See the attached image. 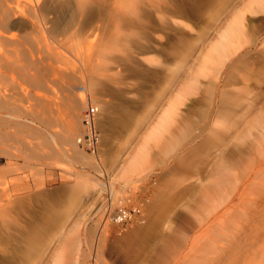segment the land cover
Returning <instances> with one entry per match:
<instances>
[{
  "label": "rangeland",
  "instance_id": "obj_1",
  "mask_svg": "<svg viewBox=\"0 0 264 264\" xmlns=\"http://www.w3.org/2000/svg\"><path fill=\"white\" fill-rule=\"evenodd\" d=\"M27 1L15 0L23 10ZM84 1L71 30L47 39L57 53L34 56L45 48L32 39L17 52L4 48L12 61L1 68L0 87L28 118L0 114V223L46 227L29 258L25 243L17 245L16 264H54L57 256L59 264H264V62L256 57L264 10L244 13V39L254 37L257 48L244 44L218 72L200 76L201 56L247 0H127V10L111 14L110 0H99L98 11ZM41 2L54 17L58 3ZM102 33L112 39L105 49L96 48ZM91 80L99 86L90 102L113 106L98 120V154L65 153L71 146L60 135L71 104L80 95L89 101ZM171 104L165 139L149 147L143 171L110 181ZM109 202H142V217L110 223Z\"/></svg>",
  "mask_w": 264,
  "mask_h": 264
},
{
  "label": "bare ground",
  "instance_id": "obj_2",
  "mask_svg": "<svg viewBox=\"0 0 264 264\" xmlns=\"http://www.w3.org/2000/svg\"><path fill=\"white\" fill-rule=\"evenodd\" d=\"M16 1L19 2V0H16ZM88 1L90 4V7H91L90 9L92 11H98L100 5L105 6L103 4H100L99 0H88ZM137 1L141 2L143 0H134L133 5H135V3ZM27 2L29 5H27L28 7L26 10H25V8L23 10V8H20L19 4L16 3L15 0H0V76L2 75V72H1L2 67H3V69L10 67L11 62L9 61V59H11L12 57H7V55H6L7 49L10 48L9 50H12L11 48L16 47L18 44H20L22 42L27 43V42L31 41V39H32V42L35 41L36 44L42 43L41 45H43V48H45V49H41V48H39V46H38L39 49H37V46H36L35 47L36 51H35L34 49L31 50L28 47L29 51L30 50L35 51L34 54L35 53L38 54L44 50H45V52L47 51V52H51V53H57L56 49H57L58 45L56 46L55 50H52V48L49 46V44L46 43L47 39L58 38L59 35H61L63 33L66 34L68 32V30L70 31L71 30L70 27L73 25V22L76 20V17L78 16L79 11L83 10L81 7H85L86 5H88V2L87 1L85 2L84 0H74V1L73 0H50L51 4L52 3H54V4L58 3V6H57L58 9L56 6H54L53 8L55 10L57 9V11L54 10V12H53L55 16L53 15L54 17H49L51 14H49V16H47L46 12H44V4L45 3L42 4L41 0H28ZM110 2H111V5H114V6H113V8H110L111 10H108L107 13H110V14L114 13V11H117L118 9L127 10V0H110ZM153 5H154V3H153ZM63 7H64V9H62L63 11H60L59 9H61ZM157 8L155 9L156 12H158ZM259 10H264V0H247L245 5H244L243 11H238L236 13H233V15L228 20V22L223 27V29L220 32H218L215 40H213L209 44L206 51L201 56L200 63H199L200 68H199L197 74H199L200 76H205L206 74H209V72H213L215 74L216 72H218V70L224 64V62L228 58L232 57L234 54H237V52L240 49L244 48L245 46L248 48H254V47L257 48V45L259 43L256 42L254 37H252V39L248 40L247 42H246L247 39H244L245 32H244V28H243V20H244V13L245 12L255 13ZM64 11H65V13H64ZM140 11H142V10H140ZM60 13L63 15H60ZM170 13L172 15H175V14H178L179 11L177 9H174V10H171ZM64 15H66V17H64ZM18 16H21L23 19L19 18ZM138 16H141V15L138 14ZM51 18H53L54 20L52 19V21H51ZM125 21H127V20H125ZM115 29L117 30L118 28H115ZM115 29H114V31H115ZM15 30H18L21 33V35L19 36ZM72 32L73 31H71V33L69 32L68 34L74 35V33H72ZM75 33L77 35V36H75V38L76 37L79 38L78 37V35H79L78 31H76ZM71 35H69V36L72 39L73 35H72V37H71ZM111 35L112 34H110V36ZM61 36H63V35H61ZM69 36L67 35L66 38H68ZM98 36L99 37L101 36V37L100 38L98 37L97 40L95 39V41L97 43L96 48L99 46V48L102 49L105 46H107V44L109 45L108 40H111V42H112V39H110L111 38L110 36H109L110 37L109 39H106L107 37H105L106 35L104 36L103 33L101 35H98ZM112 36H115V35H112ZM95 37H97V36L95 35ZM64 38H65V36L63 37V39ZM79 40H76V41L80 42ZM104 40H107V41L105 42ZM113 41H115V40H113ZM70 42L73 45L74 41L73 42L70 41ZM23 43L20 44V47H22L21 45H23ZM82 43H83V41H82ZM60 44H62V43L60 42ZM68 44H70V43L68 42ZM103 44L105 45L104 47H102ZM244 44H246V45L244 46ZM72 45H70L71 48H73ZM30 46H31V44H30ZM61 46H63V45H61ZM65 46H69V45L66 44ZM79 46H80V44H79ZM90 46H92V45L90 44ZM261 46H264V41L261 42ZM4 48H7V49H4ZM17 48L19 49V45ZM105 48H107V47H105ZM74 49H75V47H74ZM262 49H264V47H262ZM13 50L16 51V48H14ZM23 50H22V52H23ZM22 52H20V53H22ZM258 52H259V56H256V57L262 58L261 60H262V62H264V50L258 51ZM18 53H19V51H18ZM29 53H30L29 56H31L32 53L31 52H29ZM37 54H35L34 56H36ZM17 56H20V54H18ZM30 58H33V57H30ZM16 60L18 61V59H15V61ZM11 61H12V59H11ZM13 63H14V61L12 62V64ZM34 63L32 62V64H34ZM19 65H18V68L20 70ZM24 65L22 64L20 66L21 67L23 66V68L25 69ZM27 65L31 66V64L30 65L27 64ZM13 66H15L14 70L18 69V68H16L17 63ZM33 67L36 68V66H33ZM49 67L50 66H48V68ZM23 68H21L22 72L26 73L27 70L25 71ZM26 68H28V67H26ZM249 68H254V67L250 66ZM10 69L12 71L13 68H10ZM10 69H9V71H10ZM36 69H35V71H36ZM30 72H31V70H30ZM38 72H40V71H38ZM9 73H11V72H9ZM30 76H32V75H30ZM27 77H29V76H27ZM32 77H29V79H31L30 82L34 83L37 78L34 80V76H32ZM29 79H28V81H29ZM37 80H36V82H38ZM93 80L90 81V83H89L90 86L87 84L88 87L87 88L84 87L87 90V96H88L89 101H85L83 103L82 102L83 97L80 95V98H78L76 100L73 99L74 100V101L72 100L73 103L71 102L72 104L70 107V112H69V117H68L69 119L65 123V125L63 127L64 129L62 130V134L60 135L61 140L63 141V144L71 146L69 148V150L65 149V153L69 152V151H73L75 154H79V152H77V151H79L78 150L79 146H78V143H76V142H77V138L81 135L82 132H80L78 134V136L75 135V132L77 131V127H78V131H79L80 127L83 128V126H82V117H81V121H79V119L76 118L77 117L76 111L79 109L80 102H82V104H84V106H86L87 103L90 102V98H91L90 93L92 91H94L95 86L97 85V83ZM4 84H5V81H4ZM0 85H1V78H0ZM97 86H99V85H97ZM4 92L2 91V89L0 87V114L5 113L3 115H5L7 118H12V119L28 118L27 114L26 113L24 114V112H26V110L23 112V110L21 109L22 108L21 105L20 104L18 105L16 103L18 101L15 100V102L14 101L12 102V99L10 101L6 100L9 97L6 98L7 94H6V96H4V94H3ZM95 94H96V91H95ZM20 103H21V101H20ZM95 104L98 107V113H97V125H98V120L100 119V117L102 115V109L105 112V111H108L109 109L112 110L113 106L110 103L109 104L105 103L104 106L102 104L100 105L99 103H95ZM174 106H175V104H171L159 116L157 122L152 127H149V129L146 132H145V130H143L145 133L141 134V136L139 138L137 136L138 140L136 141L137 142L136 146L135 147L133 146L134 148H132V150L130 149L131 153L128 154V157H126V159L124 158V161L121 160L122 165L120 166V169H118V173L112 177L109 176L110 181H112L113 179L115 180V178H119V179L127 181L129 177L139 175V173H141L143 171L142 168L145 164L149 147L152 144H159V142L161 140L163 141L165 139L164 135L166 134V132L168 130V128H166V126L171 122L172 116L175 114V109H174L175 107ZM225 114L226 113H223V115H225ZM107 119H109L108 116H107ZM108 122H109V120H108ZM219 124H220V122H219ZM217 127L218 126H216L215 128L217 129ZM221 127L223 128V122H222ZM262 131H264V129H262ZM2 140H3V138H2ZM165 147H166V145H165ZM98 151H99V149L97 150V152H94V154L96 156L98 154ZM130 181H133V180H130ZM82 187L84 190L87 189V186H82ZM5 191H2V192L7 193ZM242 193L243 192H241L240 195H242ZM3 195H5V194H3ZM10 201L12 202V199ZM1 206L2 205H0V207ZM2 207L0 210H3ZM3 215L5 216V213H3ZM2 216H0V219H2ZM4 219L5 218H3L2 220H4ZM45 228L46 227H44L43 229L37 230V232H36L35 229L29 230L28 227L24 228V229H16L15 224L12 225L11 222L6 223V224L0 223V244L5 246V248L3 250H5L8 253L7 256H0V264H16L17 260L20 259L19 252L17 250L18 249L17 245L19 243H25V249L27 248L25 253L27 255V258H29L30 254L35 250V247L32 246V241H34V239L39 237V234L41 232L45 233L46 232ZM73 245L74 244L72 243V246ZM68 257H70V256H68ZM72 257H73V255H72ZM60 260H61L60 257L57 256L55 258L54 264H59Z\"/></svg>",
  "mask_w": 264,
  "mask_h": 264
},
{
  "label": "built area",
  "instance_id": "obj_3",
  "mask_svg": "<svg viewBox=\"0 0 264 264\" xmlns=\"http://www.w3.org/2000/svg\"><path fill=\"white\" fill-rule=\"evenodd\" d=\"M98 107L95 103L89 102L85 106L82 113L83 130L77 138L78 146L86 152L94 154L100 147V133L97 126ZM142 202H134L133 204H121L112 206L111 202L106 209V219L110 223L130 224L139 221L142 217Z\"/></svg>",
  "mask_w": 264,
  "mask_h": 264
}]
</instances>
